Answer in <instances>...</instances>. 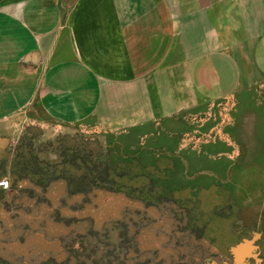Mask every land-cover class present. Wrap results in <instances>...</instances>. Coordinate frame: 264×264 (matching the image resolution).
<instances>
[{
    "label": "rangeland",
    "instance_id": "rangeland-1",
    "mask_svg": "<svg viewBox=\"0 0 264 264\" xmlns=\"http://www.w3.org/2000/svg\"><path fill=\"white\" fill-rule=\"evenodd\" d=\"M188 123L0 119V264H264V89Z\"/></svg>",
    "mask_w": 264,
    "mask_h": 264
},
{
    "label": "crops",
    "instance_id": "crops-1",
    "mask_svg": "<svg viewBox=\"0 0 264 264\" xmlns=\"http://www.w3.org/2000/svg\"><path fill=\"white\" fill-rule=\"evenodd\" d=\"M264 89V0H0V119L153 129Z\"/></svg>",
    "mask_w": 264,
    "mask_h": 264
},
{
    "label": "built area",
    "instance_id": "built-area-1",
    "mask_svg": "<svg viewBox=\"0 0 264 264\" xmlns=\"http://www.w3.org/2000/svg\"><path fill=\"white\" fill-rule=\"evenodd\" d=\"M10 183L8 181H4L0 183V187L8 189L9 188Z\"/></svg>",
    "mask_w": 264,
    "mask_h": 264
}]
</instances>
